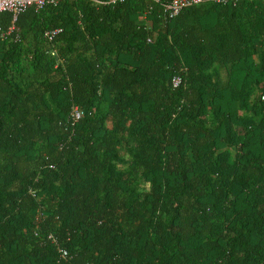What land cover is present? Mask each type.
<instances>
[{
  "label": "trees",
  "instance_id": "16d2710c",
  "mask_svg": "<svg viewBox=\"0 0 264 264\" xmlns=\"http://www.w3.org/2000/svg\"><path fill=\"white\" fill-rule=\"evenodd\" d=\"M162 10L60 0L0 37V264H264V0Z\"/></svg>",
  "mask_w": 264,
  "mask_h": 264
},
{
  "label": "built area",
  "instance_id": "2783aa9c",
  "mask_svg": "<svg viewBox=\"0 0 264 264\" xmlns=\"http://www.w3.org/2000/svg\"><path fill=\"white\" fill-rule=\"evenodd\" d=\"M60 0H0V13L8 11L12 14L11 22L12 25L7 29L3 30L0 25V37H5L14 29V21L18 13L22 12L28 6H33L35 10L42 9L45 6H55L59 3ZM97 3H116L122 2L124 0H93ZM153 3H160L162 5V12L165 18H172L180 12L181 9L189 5L206 2V1H215L219 3H224L226 0H167L164 3H161L160 0H150ZM151 5L149 4L146 11L143 13L142 18L146 17V14L150 11ZM61 31V27H52L44 31V37L47 41H52L57 34ZM149 40V39H148ZM52 54H55V50L51 51ZM181 78L178 74L173 75L171 78V84L173 87H176L180 84ZM261 99H264V94L261 95ZM84 114V110L78 105H73L70 109V119L72 123L78 121ZM51 237V235H49ZM60 256L65 257L67 255V249L62 247L60 248Z\"/></svg>",
  "mask_w": 264,
  "mask_h": 264
}]
</instances>
